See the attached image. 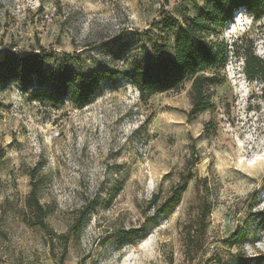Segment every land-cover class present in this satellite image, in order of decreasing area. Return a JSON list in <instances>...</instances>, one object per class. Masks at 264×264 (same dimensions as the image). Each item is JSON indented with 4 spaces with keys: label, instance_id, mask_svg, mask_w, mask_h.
Segmentation results:
<instances>
[{
    "label": "rangeland",
    "instance_id": "rangeland-1",
    "mask_svg": "<svg viewBox=\"0 0 264 264\" xmlns=\"http://www.w3.org/2000/svg\"><path fill=\"white\" fill-rule=\"evenodd\" d=\"M208 1L0 0V59L42 49L48 70L116 75L81 109L0 88V264H264V82L247 69L264 62V18L239 8L209 38L226 66L206 112L192 115L190 81L142 99L125 79L170 53Z\"/></svg>",
    "mask_w": 264,
    "mask_h": 264
},
{
    "label": "trees",
    "instance_id": "trees-1",
    "mask_svg": "<svg viewBox=\"0 0 264 264\" xmlns=\"http://www.w3.org/2000/svg\"><path fill=\"white\" fill-rule=\"evenodd\" d=\"M239 8L249 12L254 20L264 18V0H209L200 13L184 23L180 35L170 53L152 59L143 67L127 73L125 79L139 91L142 99L180 90L185 83L192 82V115H199L211 109L210 87L219 82L217 73L225 68L224 49L209 40L216 36L217 30L232 22L234 13ZM165 28L174 27L172 19L163 21ZM244 40L240 41L242 47ZM5 53L0 59V88L15 84L18 89L31 97V101L40 106L60 108L67 101L81 109L89 105L101 83L106 78H115V73L97 70L80 73L64 62L58 69H46L48 54L40 49ZM247 69L251 77L264 82V62L257 57L247 60ZM189 185L183 179L173 190L166 202L159 208V215H169L180 203L182 195ZM157 196L154 198L156 202ZM28 206L40 218L39 224L46 228L43 218L45 208L32 191ZM206 217V214L204 215ZM205 234V226L200 230ZM237 235L230 238L233 243ZM199 240L188 234V246L194 248ZM250 262V261H249ZM249 262L247 264H249Z\"/></svg>",
    "mask_w": 264,
    "mask_h": 264
}]
</instances>
